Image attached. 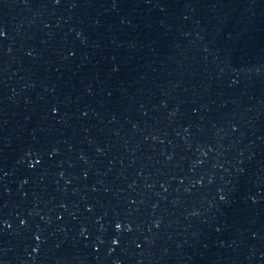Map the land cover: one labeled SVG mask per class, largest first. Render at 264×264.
Here are the masks:
<instances>
[{"label": "water", "instance_id": "95a60500", "mask_svg": "<svg viewBox=\"0 0 264 264\" xmlns=\"http://www.w3.org/2000/svg\"><path fill=\"white\" fill-rule=\"evenodd\" d=\"M0 264H264V0H0Z\"/></svg>", "mask_w": 264, "mask_h": 264}]
</instances>
